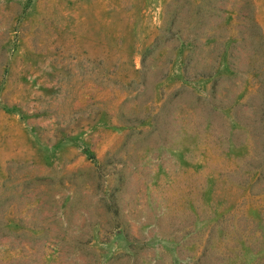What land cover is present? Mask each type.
<instances>
[{
    "label": "rangeland",
    "instance_id": "obj_1",
    "mask_svg": "<svg viewBox=\"0 0 264 264\" xmlns=\"http://www.w3.org/2000/svg\"><path fill=\"white\" fill-rule=\"evenodd\" d=\"M0 264H264V0H0Z\"/></svg>",
    "mask_w": 264,
    "mask_h": 264
}]
</instances>
